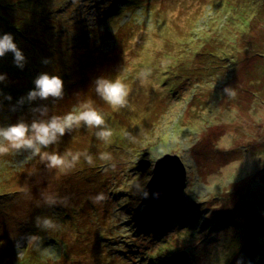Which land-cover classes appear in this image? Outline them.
I'll list each match as a JSON object with an SVG mask.
<instances>
[{
  "label": "rangeland",
  "instance_id": "374dc122",
  "mask_svg": "<svg viewBox=\"0 0 264 264\" xmlns=\"http://www.w3.org/2000/svg\"><path fill=\"white\" fill-rule=\"evenodd\" d=\"M4 32L26 64L0 58L12 97L0 96V125L91 101L113 136L105 144L82 126L44 149L93 157L67 174L26 152L0 156V264H165L182 249L190 264H264V0H0ZM145 69L153 83L141 86ZM41 72L62 78L64 98L12 111ZM98 76H119L129 106L102 101ZM167 152L187 167V198L171 209L149 187L154 154ZM38 216L58 227L38 228Z\"/></svg>",
  "mask_w": 264,
  "mask_h": 264
},
{
  "label": "clouds",
  "instance_id": "9594fccd",
  "mask_svg": "<svg viewBox=\"0 0 264 264\" xmlns=\"http://www.w3.org/2000/svg\"><path fill=\"white\" fill-rule=\"evenodd\" d=\"M11 53L13 64L23 70L26 64V57L23 51L15 42L14 36L9 32L0 34V58ZM47 65L51 61L44 58L41 61ZM151 69L142 70L137 79L141 86L153 83L150 79ZM7 74H0V83L5 82ZM34 87L19 97L14 105L11 106L12 111L22 108L25 104L32 105L35 101H47L50 98L55 102L64 98V81L57 75H50L48 72L39 73L33 80ZM94 88L96 95L109 105L113 110H119L129 106V88L128 85L117 76L110 79L104 76H98L94 80ZM223 93L234 98L236 92L230 86L223 89ZM0 96L8 102L12 101L11 95H6L0 91ZM29 111L33 114L31 122L19 119L16 123L8 125H0V156H5L13 152H26V159L39 157L40 162L49 170H55L59 174H67L74 169L80 162L81 157L91 166L93 165V157L88 153L66 152L61 155L56 152L44 151L50 145L56 144L66 133H71L76 129L86 127L87 129H95V137L107 144L113 136V130L105 121L103 113L98 110L91 101L79 103L72 107L70 111L63 115L49 116V108L47 105H38L30 107ZM134 139L133 137H129ZM155 159L160 158V154H154ZM99 159L108 161L112 159L111 153L101 152ZM143 198L149 197L147 190H141ZM159 196V193H154ZM43 202L48 206L55 205L58 200L55 196L42 193ZM106 199L104 193H99L93 198L94 203L102 202ZM36 226L43 230H55L58 226L49 217H36ZM32 238H29L31 243ZM49 249H45L43 254L48 255ZM19 255V250H18ZM237 264H241L238 260Z\"/></svg>",
  "mask_w": 264,
  "mask_h": 264
},
{
  "label": "water",
  "instance_id": "95a60500",
  "mask_svg": "<svg viewBox=\"0 0 264 264\" xmlns=\"http://www.w3.org/2000/svg\"><path fill=\"white\" fill-rule=\"evenodd\" d=\"M187 181V167L178 153L167 152L156 160L149 187L163 204H172L176 201L184 202L187 195L184 193ZM165 264H190L186 250H178L167 257Z\"/></svg>",
  "mask_w": 264,
  "mask_h": 264
},
{
  "label": "trees",
  "instance_id": "16d2710c",
  "mask_svg": "<svg viewBox=\"0 0 264 264\" xmlns=\"http://www.w3.org/2000/svg\"><path fill=\"white\" fill-rule=\"evenodd\" d=\"M8 28H11V26L10 25H6ZM3 29L5 30V31H8V29L6 28V27H3ZM243 32H244V30H243ZM244 34H246V33H244ZM1 65V64H0ZM12 86H10V87H8V88H6V89H4L6 92H9V94H13L12 93V88H11ZM174 203H172V204H170V205H168V206H166L167 208H169V209H171V208H174V205H173ZM176 204H179V202H177V203H175V205ZM173 205V206H172ZM166 207H164L163 206V209H165ZM166 258H167V256H166Z\"/></svg>",
  "mask_w": 264,
  "mask_h": 264
}]
</instances>
